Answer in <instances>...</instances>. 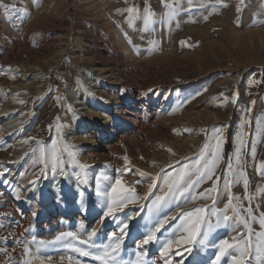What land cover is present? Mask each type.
<instances>
[{
	"label": "rangeland",
	"instance_id": "rangeland-1",
	"mask_svg": "<svg viewBox=\"0 0 264 264\" xmlns=\"http://www.w3.org/2000/svg\"><path fill=\"white\" fill-rule=\"evenodd\" d=\"M169 2L177 5L171 21L162 0H0V133L7 103L21 119L10 138L0 137V159L18 137L27 153L17 167L0 165V213L8 214L0 217V249H7L0 251V264H20L29 258L39 264L35 257L45 258L46 264L47 257H51L50 264H102L95 254L84 256L76 248L93 251L108 243L109 234L118 231L117 221L139 211L120 250L122 261L134 260L149 223L146 205L151 198L138 200L115 219L102 223L106 205L97 195L98 182L103 190L108 183L103 175L112 182L120 176L126 186L135 188L136 197L144 196L151 179L139 172L173 174L179 167L194 165L202 150L206 155L215 150L217 131L223 138L221 159L213 179L204 180L196 191L212 188L220 177L219 194H211L215 207L224 209L230 192L233 204L242 206V216L247 217L251 208L256 218L249 219L253 232L262 230L264 22L260 21H264V0ZM133 7L136 13L126 11ZM145 7L155 13L148 29L140 18ZM64 48V55L55 57ZM78 67L100 82L101 88L89 85ZM77 96L87 97L100 115L82 109L76 104ZM118 101L123 110L116 108ZM91 121L104 131L102 141L112 145L109 149L98 147L99 153L94 155L92 144L74 136ZM121 133L123 138H119ZM238 136L243 140L239 164L235 159ZM40 147L44 149L43 162ZM53 153L59 162L55 173ZM229 162L232 172L227 171ZM79 164L88 167L81 169ZM41 169L44 174L36 189L24 186ZM226 175L232 181L228 190L224 189ZM58 180L67 184L70 198L60 191ZM157 184L153 191L159 195L163 181ZM213 203V199L197 197L179 207L173 203L164 214L175 216L205 207L207 219ZM60 214L62 219L55 222ZM227 214L233 215L232 210ZM211 220L214 224L216 217ZM81 221L84 229L79 227ZM179 223L178 219L170 221L160 239L167 238ZM92 229H98L97 235L87 246L81 245ZM246 231L243 226L215 228L204 245H184L181 255L172 256L170 264L182 258L183 264H215L219 242L225 238L232 242ZM68 232L76 238L57 240ZM26 247L30 250L27 254ZM159 248L155 243L145 246L143 259L163 264ZM230 260L231 256L225 255L219 264H230ZM251 264L260 262L253 257Z\"/></svg>",
	"mask_w": 264,
	"mask_h": 264
},
{
	"label": "snow or ice",
	"instance_id": "snow-or-ice-1",
	"mask_svg": "<svg viewBox=\"0 0 264 264\" xmlns=\"http://www.w3.org/2000/svg\"><path fill=\"white\" fill-rule=\"evenodd\" d=\"M162 2L164 3L165 9H167V18L171 21L176 15L177 5L173 2H169V0H162ZM189 2L191 3V0H189ZM241 2H243V0H241ZM126 11L130 14H134L137 12V9L133 7L126 9ZM239 11L240 8L238 7L237 12ZM143 13L144 14L140 18L143 19L145 29H148L149 25L153 23L155 13L152 12L149 7H145ZM129 19L131 20L132 17L130 16ZM235 98L236 94L233 95L232 100L235 101ZM20 102L23 103V101ZM222 139V135H220L219 131H217L216 145L213 152L206 155L202 150L199 157L195 160L194 165H184L183 167H179L173 174L164 173L163 175H160L158 173L156 176H151L149 173L142 171L139 172L141 177H148L151 179L147 193L141 197H136L135 188L126 186L122 182L120 176H117L115 181L112 182L111 177L103 175L102 179L108 183H106L103 190H101L98 182L97 189V195L103 198L106 205L103 215L101 216L102 223L105 219H115L118 214L124 213L125 208L129 205L136 204L138 200H148L151 198V203L146 205L149 213V223L145 227L142 243L137 246L138 250L134 253V260L125 262L120 259L121 243L128 235V229L131 221L141 214V212L138 211L125 214L122 219L117 221L118 231L109 234L108 243L96 246L93 251L83 250L82 248H76V251L80 252L81 255L84 256L95 254V258L101 261L102 264H149L148 261L143 259L147 255L145 246L155 243L160 245L159 251L161 256L164 258L163 264H170L172 256L181 255L180 249L184 245H204L207 241L209 233L215 228L227 226L238 229L243 226V228L247 231L238 233L237 237L232 238V242H230L228 238L222 239L219 242L218 253L215 257V264H219L221 258L225 255L231 256L230 264H251L253 257H255L260 264H264V213H261L259 218V224L261 225L262 230L260 232H253L249 219L256 218L252 216L251 208L247 209V217L242 216L240 214L242 206L233 204V197L230 192L229 201L225 204L224 209H217L215 207V198L211 194H219L220 189L217 187V182L220 177L215 178L216 182L213 183L212 188L206 189L204 192L196 191L198 185L204 180L213 179L216 164L222 156ZM237 139L239 141V146L236 149L235 159L239 164L242 163L241 149L243 147V140L240 139L239 136ZM24 143H28V141L26 140ZM36 143L38 146L41 144L40 141H37ZM205 147H207V145H205ZM32 151L34 154L36 149H33ZM39 151L41 154L40 162H43V147H40ZM25 155H27V153H25ZM72 155L75 159V153H72ZM252 155L255 156L254 145L252 148ZM209 156H211L212 159H209ZM52 159V171L55 173L58 169L59 162L56 160L54 153L52 155ZM125 160H127V157H125ZM76 162L79 163L78 161ZM177 164H179V162H177ZM79 167L81 169H85L88 165L79 164ZM169 167H171V165H169ZM262 167H264V165H262ZM59 170L60 174L64 175L62 167ZM125 171H129V169H125ZM227 171H233V165L231 162L228 164ZM163 172L164 170L161 169V173ZM43 174L44 170L41 169V172L29 181V187L36 189L40 176ZM239 178L240 173H237V181ZM158 180L163 181V187L160 188L161 194L159 195L155 194L153 191L155 188L159 187L157 184ZM4 182L7 183V181ZM231 183L232 181H230L226 175L224 177V189L228 190ZM247 183V179H244L246 189ZM81 195L83 194L81 193ZM197 197L209 198L214 201L212 208L208 211L207 219L205 217V207H194L191 210H185L175 216L164 214V209H168L173 203L179 207L180 203H188L190 200L196 199ZM235 199L238 201L239 197H235ZM143 207L144 206H141V211L143 210ZM229 209L233 212V215L231 216L227 214ZM6 215L8 214L0 213V217ZM33 215H35V213H33ZM212 216L216 217L214 224L211 220ZM177 219L180 223L176 225L175 230L171 232L167 238L161 240L159 234L162 233V230H166V226L170 225V221H175ZM205 225L206 228L204 227ZM79 227L84 229L83 221L80 222ZM97 232L98 229H92V231L87 234L89 239L81 240L80 244L87 246L89 240L92 237H95ZM253 236H255V240L252 239ZM65 237L76 238V234L72 232L61 233L60 236L57 237V240H63ZM40 243L43 244V242ZM191 250V247L187 249L189 252H191ZM0 251H7V249H0ZM29 251L30 250L26 247L25 253L27 254ZM35 259L39 261V264H46V260L43 257H35ZM50 261L51 257H47V262H49V264ZM20 264H33V259H24L20 262ZM177 264H183V258L181 261L177 262Z\"/></svg>",
	"mask_w": 264,
	"mask_h": 264
},
{
	"label": "bare ground",
	"instance_id": "bare-ground-1",
	"mask_svg": "<svg viewBox=\"0 0 264 264\" xmlns=\"http://www.w3.org/2000/svg\"><path fill=\"white\" fill-rule=\"evenodd\" d=\"M65 49L67 48H64L63 50L58 51L55 57L60 59L61 56L64 55V54L62 55V53L66 51ZM78 70L80 73H82L85 76V79L87 80L89 85L101 88L100 82L95 81L94 77L89 72H87L83 68H79ZM76 104L80 105L82 109L86 110L87 112L89 111L91 114L95 116L100 115L99 112H96L93 110L91 106V102L89 101L87 97L77 96ZM116 108L118 110H123V108H121L120 106L119 101L117 103ZM11 110H12V107L10 106V102H9L4 106V109H3V112H4L3 115L5 117V122H4V130L0 133V137L10 138L16 132V123L21 120L16 115L15 111L13 110L11 111ZM86 130L91 131L90 134H88L87 136H83L80 134L81 132H85ZM106 130H108L107 132L111 131V128L108 126V124L106 125ZM79 132L80 133L74 132V136L76 138H79V140H83V142H88V144H92L91 155H94L95 153H99L98 147L108 148V149L112 147L111 142H109L108 144H105L102 141V139L105 136L104 131H102L101 128L98 127L95 122L91 121L90 123L83 124V126L80 127ZM123 137H124V134L121 133V136L119 138H123ZM20 138L21 137H18L15 141H13L14 143L13 145H11V148L8 151H6L5 154L2 156V158L0 159V165L2 168L10 167L11 165H16V167L19 166L20 161L25 156V150H24L25 148L23 147V141L19 140ZM27 184H29V181L25 182L24 186ZM57 186L60 188V191L63 194H66L70 198V194L67 189V184L64 181L58 180ZM46 194H47L46 196H48L49 192ZM40 200L42 201V199ZM61 219H62V214H60L57 218H55L54 221L57 222ZM20 221H21V218L18 219V222Z\"/></svg>",
	"mask_w": 264,
	"mask_h": 264
}]
</instances>
